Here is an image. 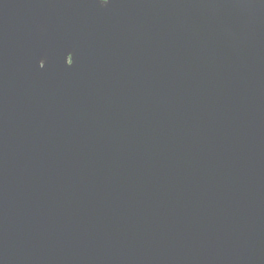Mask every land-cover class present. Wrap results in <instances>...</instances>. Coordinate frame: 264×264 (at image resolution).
<instances>
[{"label": "water", "instance_id": "water-1", "mask_svg": "<svg viewBox=\"0 0 264 264\" xmlns=\"http://www.w3.org/2000/svg\"><path fill=\"white\" fill-rule=\"evenodd\" d=\"M0 264H264V0H0Z\"/></svg>", "mask_w": 264, "mask_h": 264}]
</instances>
